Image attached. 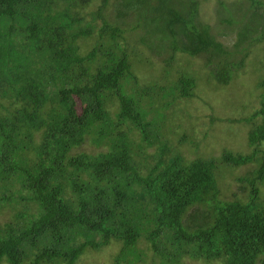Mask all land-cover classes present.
I'll use <instances>...</instances> for the list:
<instances>
[{"label": "trees", "instance_id": "obj_1", "mask_svg": "<svg viewBox=\"0 0 264 264\" xmlns=\"http://www.w3.org/2000/svg\"><path fill=\"white\" fill-rule=\"evenodd\" d=\"M92 1L0 0V264H78L114 243L112 264H264V72L259 109L210 121L251 123L248 153L187 159L193 130L154 107L197 96L204 79L232 83L264 42V0H217L221 33L203 0H99L85 13ZM136 30L164 66L201 57L203 73L140 85ZM252 163L235 177L250 187L224 197L221 179Z\"/></svg>", "mask_w": 264, "mask_h": 264}, {"label": "rangeland", "instance_id": "obj_2", "mask_svg": "<svg viewBox=\"0 0 264 264\" xmlns=\"http://www.w3.org/2000/svg\"><path fill=\"white\" fill-rule=\"evenodd\" d=\"M113 4L111 7L112 10ZM216 4L217 0H203L201 5V19L211 24L216 32L221 33L225 31L226 24H220L218 22L214 10ZM99 5V0H93L87 8L84 9V12L92 13ZM112 14L113 11L110 12V16H112ZM97 23L100 25V21H97ZM141 34L142 32L140 30H136L128 32L127 36L130 43L128 45L136 48L135 73L140 85H150L153 82L160 84H166L168 82L173 83L178 77L179 71L182 70L188 73H191L190 71L193 70L203 73L201 70V57H190V59L187 60L181 57V54H177L179 57L176 58L172 67L164 66L158 57L150 55L142 48V45H138V36ZM230 36H233L232 32H230ZM232 41L233 40L226 38L225 43L232 44ZM89 48L90 47L87 46V49H85V46H83L81 51L86 52ZM254 57L258 60H264V42L254 47L249 60H247L243 68L238 70L237 77L232 83L222 88H217L204 79L203 82L199 81V84L197 83V96L193 98L177 97L174 104L168 106H165L167 99L164 100L161 96L159 97L154 107H160L161 110L168 114L171 111L174 112L172 117L174 130L176 132L186 131L187 133L193 130V135L198 141L197 146H192L188 143L181 146V150L187 159H192L197 156H218L224 149L243 154L250 152L251 147L248 144L247 137L248 131L251 128V123L239 120L237 123L234 121L227 122L226 120L223 122L214 121L212 123H210V121L212 116L214 118H228V116H230L236 117L237 119L249 117L252 115L253 111L259 109L260 97L258 95L259 92L254 89V82L256 78H262L264 63L251 62ZM258 74H260V76L256 77ZM260 117L257 119L255 118L256 123H260L261 120H264V117ZM169 138L173 141L175 146L178 145L176 140L177 136L175 134L169 135ZM258 147L264 149V141ZM148 150L151 151L150 148H148ZM254 166V163L240 166L232 170L233 177L226 175L221 179L220 184L229 187L228 191L222 185L226 189L224 197L228 198L233 193H245L246 189L250 186L245 182H239L235 177L247 174ZM8 215L9 211L2 209L0 211V221L3 222L7 220ZM117 247L118 244L114 243L103 248L99 252H88L82 255L78 264H112V254L116 252ZM182 264L219 263H203L201 261L185 258Z\"/></svg>", "mask_w": 264, "mask_h": 264}]
</instances>
